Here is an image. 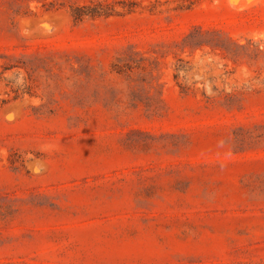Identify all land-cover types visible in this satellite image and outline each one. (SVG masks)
<instances>
[{"label": "rangeland", "instance_id": "1", "mask_svg": "<svg viewBox=\"0 0 264 264\" xmlns=\"http://www.w3.org/2000/svg\"><path fill=\"white\" fill-rule=\"evenodd\" d=\"M0 264H264V0H0Z\"/></svg>", "mask_w": 264, "mask_h": 264}]
</instances>
